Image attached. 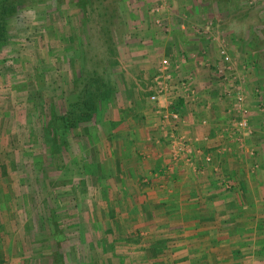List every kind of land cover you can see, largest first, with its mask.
<instances>
[{
  "label": "rangeland",
  "instance_id": "rangeland-1",
  "mask_svg": "<svg viewBox=\"0 0 264 264\" xmlns=\"http://www.w3.org/2000/svg\"><path fill=\"white\" fill-rule=\"evenodd\" d=\"M183 3L198 7V14L178 13ZM183 3L0 0L7 29L6 40L0 42V264H101V260L104 264H156L158 258L148 243L151 235L152 240L158 237L156 229L150 228L158 223L152 219L145 230L143 224L144 212L150 209L147 193L157 184L130 187L96 181V146L100 143L96 129L119 88V67L133 36L134 10L143 14L141 21L156 33L170 32L164 19L169 14L178 18L183 31L218 41L217 63L222 65L216 70L238 71L242 66L241 82L246 86L235 91L236 80H232L223 99L231 100L229 120L235 125L234 136L252 153L244 162L253 178L264 180V171L257 173L261 163L256 152L257 138L264 145V0ZM235 44L246 54L245 64L233 55ZM222 50L230 62L223 59ZM164 60L169 64L167 58L161 59L152 102L164 90L160 77ZM259 74L262 83L254 84ZM216 76L218 84L228 83L225 75ZM253 97L259 109H252ZM125 113L129 118L133 111ZM112 124L107 120L104 127L111 130ZM176 131L171 142L174 161L180 156L179 143L188 144L186 135ZM82 132L88 136L82 138ZM244 150L240 153L245 154ZM187 153L186 146L181 156ZM104 169L110 172L108 165ZM128 197L134 198L135 212L126 211ZM118 216L122 219L117 220ZM259 224L256 234L264 238V221ZM260 245V256L252 250L244 253L246 264H264V240Z\"/></svg>",
  "mask_w": 264,
  "mask_h": 264
},
{
  "label": "crops",
  "instance_id": "crops-1",
  "mask_svg": "<svg viewBox=\"0 0 264 264\" xmlns=\"http://www.w3.org/2000/svg\"><path fill=\"white\" fill-rule=\"evenodd\" d=\"M178 7V13L198 14V7L184 3ZM142 15L133 12V36L119 67V88L104 114L105 120L96 129L100 136V143L95 145L99 156L95 163L96 181L130 187L157 184L147 193L150 209L149 213L144 212L143 224L145 230L148 222L158 223L150 225L158 237L152 240L151 233L147 234L151 235L148 248L158 258L156 264H246L244 253L248 250L257 256L263 253L260 243L264 238L256 233L259 222L264 221V180L253 178V171L244 162V158L247 161L253 156L234 136L235 125L229 120L231 100L223 99L232 80H236L235 91L246 86L241 82L242 66H238V71L216 70L222 65L217 63L218 41L183 31L178 18L169 14L164 19L170 32L156 33L141 21ZM235 46L233 55L239 64H245L246 54ZM163 58L169 60L160 76L164 90L157 92L158 102H152L150 95L156 91L154 85ZM216 74L225 75L228 83L218 84ZM259 78L260 74L253 79L254 84L262 83ZM261 98L264 102V91ZM250 105L259 109L260 104L253 97ZM126 111H133L132 116L128 118ZM169 111L176 113L178 119L172 118ZM107 120L113 123L111 130L104 127ZM174 130L186 135L188 143L187 155H180L175 161L171 144ZM80 136L88 134L82 132ZM256 144L261 163L257 173L261 175L264 145L259 138ZM242 150L246 153H240ZM106 165L110 172L104 169ZM133 199L127 198L126 211L135 212ZM133 227L139 229L138 225ZM132 235L125 234L128 239Z\"/></svg>",
  "mask_w": 264,
  "mask_h": 264
},
{
  "label": "built area",
  "instance_id": "built-area-1",
  "mask_svg": "<svg viewBox=\"0 0 264 264\" xmlns=\"http://www.w3.org/2000/svg\"><path fill=\"white\" fill-rule=\"evenodd\" d=\"M221 56L223 57V59H224L226 62H230L231 59H230V56H229V54L227 53L226 50H222V51H221ZM168 65H169V64H168V61H167V60H164V61H163V66H164V68H166ZM152 100L157 101V100H158V96H157V95L153 96V97H152ZM240 101H242L241 98H240ZM171 116H172V118H174V119H178V115H177V114L172 113ZM242 125H243V126H246V123L243 122ZM179 144H180V145H179V147H178V149H177V151H178L179 153H177V154H179V155H183V154L186 152V144H185L184 142H181V143H179ZM177 154H176V156H177ZM207 160L210 161V158H208Z\"/></svg>",
  "mask_w": 264,
  "mask_h": 264
},
{
  "label": "trees",
  "instance_id": "trees-1",
  "mask_svg": "<svg viewBox=\"0 0 264 264\" xmlns=\"http://www.w3.org/2000/svg\"><path fill=\"white\" fill-rule=\"evenodd\" d=\"M2 3H4V0H1ZM2 13L0 10V19H2V21H0V42L1 44L4 43V41L6 40V33H7V29H6V22L3 21L2 17Z\"/></svg>",
  "mask_w": 264,
  "mask_h": 264
}]
</instances>
